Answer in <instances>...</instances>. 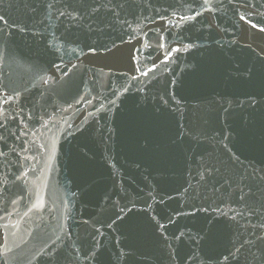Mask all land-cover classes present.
I'll list each match as a JSON object with an SVG mask.
<instances>
[{
    "label": "water",
    "instance_id": "obj_1",
    "mask_svg": "<svg viewBox=\"0 0 264 264\" xmlns=\"http://www.w3.org/2000/svg\"><path fill=\"white\" fill-rule=\"evenodd\" d=\"M0 16V264H256L264 0H0Z\"/></svg>",
    "mask_w": 264,
    "mask_h": 264
},
{
    "label": "snow or ice",
    "instance_id": "obj_2",
    "mask_svg": "<svg viewBox=\"0 0 264 264\" xmlns=\"http://www.w3.org/2000/svg\"><path fill=\"white\" fill-rule=\"evenodd\" d=\"M205 3H208V0H205ZM55 7L54 3H49L47 5L48 9H53ZM107 5L103 4V3H98L95 7H91L90 12L87 13V15H92L95 13H98L100 11V9L106 8ZM209 11H211V7L209 6V8L207 9ZM56 11L58 12V15L60 17H64V16H69L72 17L73 19H83L84 16L81 15L80 13V9L78 8H73L71 12L65 10V11H61L59 8L56 9ZM194 17H182V19L184 20H190L193 19ZM241 20H245L246 17L245 16H240ZM0 21H5L3 16H0ZM247 22L249 24H252L251 20H247ZM252 27L255 28L257 27L256 24H252ZM21 31H23V29H21ZM260 31L264 32V27L260 28ZM90 51H95V49H90ZM238 74L241 76H246L247 78L251 79L253 76V72L252 69H245L243 71H240L239 69L237 70ZM261 96V100L259 101V103L264 104V95H260ZM14 97L9 96L7 100H5V103H8L9 100L13 99ZM244 103V102H241ZM258 102L252 98L251 95H249L248 98V106L252 107L254 105H256ZM0 127H4V125L0 124ZM238 159V157H237ZM207 171L209 172V174H211V172L213 171V169L209 168L207 169ZM204 179V175L201 174V180ZM226 184H228V181H225ZM229 187H231V184L228 185ZM250 195V193H244L243 190L241 189V195H240V200L241 201H245L246 198ZM248 212L250 215H256V211L253 208H248ZM240 215H243V213H240ZM233 219H235V217H233ZM253 229H256L257 227L260 229H264V220H261V222L259 223V225H252ZM260 241V245L259 247H257V251L255 253H251L252 255V259L254 261H256V264H264V234L259 235L256 237V240L253 241H245L246 244H249L250 246H256V242ZM240 253V248H236V252L235 253H229L228 256H225L223 259L225 261H228L229 259H235L236 258V254Z\"/></svg>",
    "mask_w": 264,
    "mask_h": 264
}]
</instances>
